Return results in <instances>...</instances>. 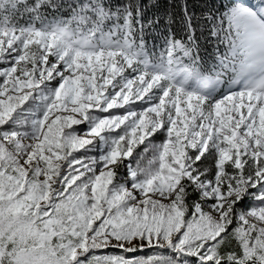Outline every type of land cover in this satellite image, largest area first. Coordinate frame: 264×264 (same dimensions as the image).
I'll return each instance as SVG.
<instances>
[{
  "label": "snow or ice",
  "instance_id": "1",
  "mask_svg": "<svg viewBox=\"0 0 264 264\" xmlns=\"http://www.w3.org/2000/svg\"><path fill=\"white\" fill-rule=\"evenodd\" d=\"M0 264H264V0H0Z\"/></svg>",
  "mask_w": 264,
  "mask_h": 264
}]
</instances>
